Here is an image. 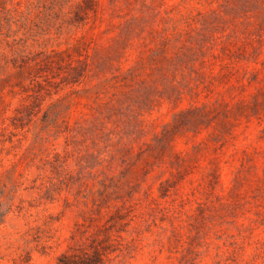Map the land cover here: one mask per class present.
Here are the masks:
<instances>
[{
  "label": "rangeland",
  "instance_id": "rangeland-1",
  "mask_svg": "<svg viewBox=\"0 0 264 264\" xmlns=\"http://www.w3.org/2000/svg\"><path fill=\"white\" fill-rule=\"evenodd\" d=\"M0 264H264V0H0Z\"/></svg>",
  "mask_w": 264,
  "mask_h": 264
}]
</instances>
